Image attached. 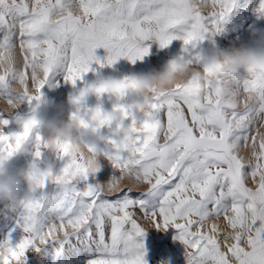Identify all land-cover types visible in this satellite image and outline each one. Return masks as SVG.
<instances>
[{
  "label": "snow or ice",
  "instance_id": "1",
  "mask_svg": "<svg viewBox=\"0 0 264 264\" xmlns=\"http://www.w3.org/2000/svg\"><path fill=\"white\" fill-rule=\"evenodd\" d=\"M234 3L0 0V56L18 48L20 61L0 72V100L39 101L40 90L57 72L75 84L93 62L101 63L94 55L97 48L107 50L103 63L109 66L122 57L141 60L149 53L148 42L165 48L182 40L188 54L206 35L219 31ZM70 6L79 15L53 22ZM258 10L264 12V0ZM180 58L190 67L200 59ZM38 70L42 79L33 92ZM16 86L22 92L13 91ZM148 104L139 129L128 115L129 106L120 104L132 132L108 135L111 143L104 150L116 174L103 182L95 180L99 167L90 171L83 155L57 152L67 162L58 171L47 168L39 185L30 189L29 208L17 205L25 236L15 246L0 242L10 252L0 264H23L29 249L50 241L61 242L59 253L66 238L78 233L93 249L89 264H146V229L140 220L162 232L174 228L186 264H264V74L233 71L202 84L190 73L172 90L156 92ZM79 115L86 127L89 115ZM8 124L0 119V129ZM87 130L102 136L100 129ZM35 131H0V159L22 150ZM34 139L38 159L42 137L36 132ZM125 175L136 187L121 186ZM49 183L55 185L51 192Z\"/></svg>",
  "mask_w": 264,
  "mask_h": 264
},
{
  "label": "rangeland",
  "instance_id": "2",
  "mask_svg": "<svg viewBox=\"0 0 264 264\" xmlns=\"http://www.w3.org/2000/svg\"><path fill=\"white\" fill-rule=\"evenodd\" d=\"M261 0H235L232 11L218 25L219 31L206 35L205 39L197 42L196 47L185 53V46L182 40H173L167 47L161 48L158 42H148L149 53L141 60L130 62L127 58H120L111 66L104 64L108 52L104 48H97L94 55L101 63L93 62L90 70L83 75L82 79L75 84L64 79L62 72L51 76L49 82L40 90L41 99L31 104L24 103L13 111L0 110V119H7L9 124L0 129L3 134L12 135L22 131L17 121L23 119L33 112L38 113V119L66 120L70 113L76 110L71 108L68 101L76 96L82 89L95 81L119 79L125 75H142L153 71L161 70L170 60L190 56H198V62H193L191 67L195 70H202L204 64L210 60L218 51L229 50L240 47L264 48V12L259 11ZM17 55H19L17 48ZM103 64V66H101ZM241 74L244 72L240 71ZM196 89H194L195 91ZM34 91V89H31ZM142 98L136 95H126L121 98L102 94L91 95L83 101L79 113L90 115L99 107L109 111L113 105L119 103L129 106ZM124 124H130L129 119H124ZM26 142L22 150L10 157L6 169L9 174H15L18 170L26 168L29 164H35L42 170L51 167L54 171L60 170L67 162V157L58 158L57 153H51L41 148L42 155L35 158L36 150L35 134ZM111 128L100 129L99 135L108 136ZM101 147H104L102 144ZM246 154V150H242ZM100 167L95 174V180L103 182L116 174L107 160L99 161ZM93 179L92 176L89 177ZM55 185L49 183L46 190L51 192ZM28 190L26 184H22V193ZM143 190V189H141ZM2 208V209H1ZM21 209L17 205H11L6 201H0V242L9 240L12 246L19 243L25 236L22 227L19 225ZM146 229L143 243L145 245L146 264H186L185 249L182 243L175 239L176 230L168 228L163 231L154 229L151 224L144 220L139 221ZM218 222V221H215ZM63 249L58 253L57 249L61 242L50 241L36 249H29L24 256L23 264H89L92 258L93 249L83 240V234L66 238ZM178 249V250H177ZM181 252H180V251ZM175 251H177L175 253ZM29 257V258H28ZM176 257V258H175ZM155 262H154V260ZM159 259V260H158ZM152 260V261H151Z\"/></svg>",
  "mask_w": 264,
  "mask_h": 264
},
{
  "label": "clouds",
  "instance_id": "3",
  "mask_svg": "<svg viewBox=\"0 0 264 264\" xmlns=\"http://www.w3.org/2000/svg\"><path fill=\"white\" fill-rule=\"evenodd\" d=\"M68 14L79 15L76 6H70L64 13L54 16L53 22L65 18ZM20 63L15 50L5 52L0 56V72L10 71ZM242 71L250 75L264 74V48L240 47L229 50L218 51L208 60L202 70L192 69L188 63L181 58L170 60L161 70L153 71L142 75H125L119 79H108L95 81L82 89L76 96L72 97L68 103L76 111L70 113L66 120H41L38 113L17 121L23 128H35L42 137V148L51 153L66 150L73 154H81L85 157V162L89 165L90 171L100 167L99 161H110L112 157L101 145L111 143L109 136L92 135L87 129L111 128L112 137H127L131 135V125L124 124V116L120 104L113 105L109 111L95 108L88 116L86 127L81 123L79 109L86 97L91 95L100 96L109 94L118 99L126 95H136L142 99L129 105V117L135 120L137 129L143 127L142 118L149 113V99L156 92L170 91L177 84L185 82L189 74H194L202 83L210 78H219L225 73ZM42 79V73L38 70L33 73V88ZM13 91L22 92L21 86H16ZM5 111L12 113L18 109L22 101L15 102L0 100V107L5 106ZM35 122V123H33ZM122 146V145H121ZM9 158L0 159V201H6L11 205H20L25 209L31 205V191L39 185V181L47 169L42 170L34 164L18 170L14 175L9 174L6 165ZM121 186L132 185L136 187L131 177L125 175L121 181ZM22 184L28 186V190L22 193ZM107 187V184H105ZM10 254L9 246L5 243L0 245V260Z\"/></svg>",
  "mask_w": 264,
  "mask_h": 264
},
{
  "label": "bare ground",
  "instance_id": "4",
  "mask_svg": "<svg viewBox=\"0 0 264 264\" xmlns=\"http://www.w3.org/2000/svg\"><path fill=\"white\" fill-rule=\"evenodd\" d=\"M2 209V208H1ZM215 222V221H214ZM215 223H218V224H221L222 225V221H218V222H215ZM147 229V228H146ZM155 229V228H154ZM157 230V229H156ZM158 231V230H157ZM165 232V231H164ZM69 238V237H68ZM57 242V241H56ZM178 250V249H177ZM180 251V250H179ZM177 251H175V253H176ZM181 252V251H180ZM29 258V257H28ZM176 258V257H175ZM154 260V259H153ZM159 260V259H158ZM152 261V260H151ZM154 262H155V260H154ZM153 264H155V263H153ZM175 264H180L178 261L175 263Z\"/></svg>",
  "mask_w": 264,
  "mask_h": 264
}]
</instances>
